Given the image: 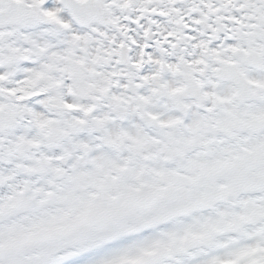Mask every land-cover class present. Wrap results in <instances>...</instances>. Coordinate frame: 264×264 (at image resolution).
<instances>
[{"label":"snow or ice","instance_id":"6c2138e0","mask_svg":"<svg viewBox=\"0 0 264 264\" xmlns=\"http://www.w3.org/2000/svg\"><path fill=\"white\" fill-rule=\"evenodd\" d=\"M0 264H264V0H0Z\"/></svg>","mask_w":264,"mask_h":264}]
</instances>
